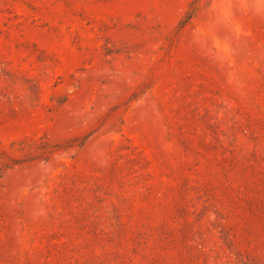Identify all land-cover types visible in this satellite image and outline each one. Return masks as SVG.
<instances>
[{
  "label": "rangeland",
  "instance_id": "obj_1",
  "mask_svg": "<svg viewBox=\"0 0 264 264\" xmlns=\"http://www.w3.org/2000/svg\"><path fill=\"white\" fill-rule=\"evenodd\" d=\"M0 264H264V0H0Z\"/></svg>",
  "mask_w": 264,
  "mask_h": 264
}]
</instances>
